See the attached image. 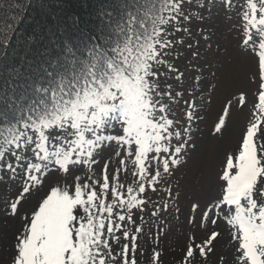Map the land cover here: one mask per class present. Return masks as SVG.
<instances>
[{"label":"snow or ice","instance_id":"1","mask_svg":"<svg viewBox=\"0 0 264 264\" xmlns=\"http://www.w3.org/2000/svg\"><path fill=\"white\" fill-rule=\"evenodd\" d=\"M248 5L251 13L245 11L244 16L253 17L248 22L255 25L259 14L258 23L264 26V0H259V8L252 0ZM157 15L158 25L154 23ZM105 16L107 30L100 29L86 41L52 37L28 60L26 71L21 67L14 70V78L23 77L25 95L21 99L26 104L5 126L0 174H11L12 179L20 176L16 195L27 193L23 199L33 194L24 186L25 180L35 182V173L53 165L58 169L51 175L61 170L67 175L77 165L97 163L99 153L94 149L105 141L109 145L115 142L126 159L134 157L133 167L139 166L133 173L138 178L135 186L128 187L127 193L138 191L147 196L146 185L154 193L190 143V136L185 138L190 129L177 131L175 118L165 115L168 109L158 98V83L153 80V65L161 64L165 49L172 47L166 37L182 31L178 25L188 19L184 0H152L139 10L133 6L115 22L111 13ZM7 42V38L3 40L5 45ZM243 43L253 55L256 44L261 50L252 73L257 89L251 98V119L238 152L226 157L222 174H217L220 191L203 205L199 200L193 202L190 212L199 211L205 223L201 228L194 216L191 246L185 249L187 264H207L216 255L217 244L225 247V243L226 251L215 264H264V32L257 28L256 39L248 34ZM193 116L187 114L186 118L191 121ZM224 127L221 122L216 131L222 134ZM146 155L151 158L145 160ZM104 173L101 193L110 190L112 198L123 205L119 176L110 189L113 178L107 174V165ZM94 187H51V194L41 197L38 211L34 210L30 220H22L23 230L15 237L10 264H108L109 260L111 264H139V242L126 230L123 235L129 243L121 249V256L112 259L115 249L104 243L105 225L95 222L90 206L96 202L108 213L113 206L101 205ZM82 188L89 192L83 193ZM128 204L146 207L147 201L133 197ZM20 206L11 203L13 216L20 215ZM118 219L125 221L126 217ZM107 231L111 233L112 228Z\"/></svg>","mask_w":264,"mask_h":264},{"label":"rangeland","instance_id":"2","mask_svg":"<svg viewBox=\"0 0 264 264\" xmlns=\"http://www.w3.org/2000/svg\"><path fill=\"white\" fill-rule=\"evenodd\" d=\"M252 2L259 8V0ZM245 11L251 13L248 0H231V3L228 0H184L188 19L180 21L178 27L182 31L166 37L172 41V47L165 49L167 55L161 57V64L153 65V80L158 83V98L168 109L165 115L175 118L177 131L190 129L185 136L186 139L190 136V143L180 155L179 163L170 166V173L158 183L154 193L150 185H146L147 196L138 191L127 193L128 187L135 186L138 178L133 173L139 171V166L134 168V157L126 159L120 146L115 142L109 145L107 141L94 149L99 153L97 163L77 165L76 170L67 175L62 170L58 175H51L58 169L53 165L35 173L38 176L35 182L25 180L24 186L33 193L27 199H23L27 193L16 195L21 184L19 175L12 179L11 174H0V264H10L15 237L23 230L22 220H30L34 210L38 211L41 197L46 198L51 187L94 185L96 189L103 182L105 165L107 174L113 178L109 181L110 187L116 186L117 176L123 185L124 204L109 198L105 205L113 206V212L102 208L101 213L105 225L104 243L109 249H115L112 259L121 256V249L129 243L123 235L126 230L139 242V264H148V257L151 264H187L185 249L191 246L196 227L194 216L201 228L205 223L199 211L190 212L193 202L199 200L203 205L220 191L217 174H222L226 157L238 152L251 119V98L257 89L252 73L261 50L256 44L253 55L243 41L248 34L256 39L257 28L264 32V26L258 23L259 14L255 16V25L248 22L253 17L245 18ZM192 113L193 119L187 120V114ZM221 122L225 125L222 134L216 131ZM3 147L0 139V148ZM150 158L151 155L145 156V160ZM87 189L82 188V192L86 193ZM133 197L146 200V207L138 204L129 207L128 202ZM12 202L22 205L20 215L13 216ZM120 215L126 217L125 221L118 219ZM108 227L112 228L111 233ZM223 239L228 240L227 234ZM225 251L226 243L225 247L217 244L216 255L207 264H215Z\"/></svg>","mask_w":264,"mask_h":264},{"label":"trees","instance_id":"3","mask_svg":"<svg viewBox=\"0 0 264 264\" xmlns=\"http://www.w3.org/2000/svg\"><path fill=\"white\" fill-rule=\"evenodd\" d=\"M151 3L152 0H0V139L7 134L5 126L13 122L26 104L21 99L25 95L21 87L23 77L14 78L17 67L26 71L28 60L48 45L52 37L86 41L100 29L107 30L105 13H111L115 22L127 9L135 6L139 10ZM152 11L155 14L156 10ZM77 19L79 23H75ZM159 20L157 15L154 23L158 25ZM93 190L100 196L101 205L112 198L110 190L107 193H101L100 187ZM101 213L102 208L93 202L90 214L97 224L103 223Z\"/></svg>","mask_w":264,"mask_h":264}]
</instances>
